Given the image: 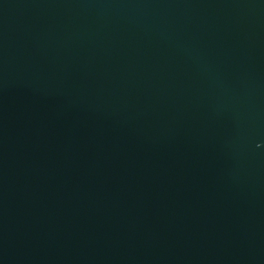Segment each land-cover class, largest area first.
Listing matches in <instances>:
<instances>
[{
	"label": "water",
	"instance_id": "obj_1",
	"mask_svg": "<svg viewBox=\"0 0 264 264\" xmlns=\"http://www.w3.org/2000/svg\"><path fill=\"white\" fill-rule=\"evenodd\" d=\"M0 264H264V0H0Z\"/></svg>",
	"mask_w": 264,
	"mask_h": 264
}]
</instances>
